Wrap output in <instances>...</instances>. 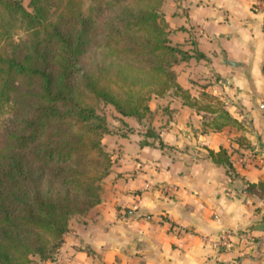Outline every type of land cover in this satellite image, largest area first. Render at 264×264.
<instances>
[{"label":"trees","instance_id":"trees-1","mask_svg":"<svg viewBox=\"0 0 264 264\" xmlns=\"http://www.w3.org/2000/svg\"><path fill=\"white\" fill-rule=\"evenodd\" d=\"M163 0H0V264L55 261L70 221L102 202L112 158L101 103L143 120L172 94L209 115L213 131L237 121L218 98L191 96L174 67ZM91 52L101 60L85 64ZM160 147L165 145L160 142ZM228 149L209 150L243 181ZM245 192L264 197V183Z\"/></svg>","mask_w":264,"mask_h":264},{"label":"crops","instance_id":"crops-1","mask_svg":"<svg viewBox=\"0 0 264 264\" xmlns=\"http://www.w3.org/2000/svg\"><path fill=\"white\" fill-rule=\"evenodd\" d=\"M173 45L186 53L178 84L218 98L238 125L213 131L209 115L168 94L143 120L108 135L102 202L73 218L55 261L35 264H264V7L260 0H163ZM162 142L165 147H160ZM234 152L232 180L209 150ZM233 237L216 248L221 233Z\"/></svg>","mask_w":264,"mask_h":264},{"label":"rangeland","instance_id":"rangeland-1","mask_svg":"<svg viewBox=\"0 0 264 264\" xmlns=\"http://www.w3.org/2000/svg\"><path fill=\"white\" fill-rule=\"evenodd\" d=\"M23 4L26 7H28L29 0H23ZM95 60H101V53L100 52H96V53L91 52L85 58V64L88 65V64H90L91 62H93ZM98 110H99V113L106 118L107 126H108L109 131H110L109 134H111L112 132H115L117 128H120V127H123L124 126V122L122 121V118H125V117L122 116V115H120L115 110V108L112 105L101 103ZM5 118H7V116H3V115L0 116V119L1 120H4ZM109 134L104 135L103 140H102V143H103V146H104V149L105 150L107 149V146H108L107 144L108 143H107L106 140H105V143H104V139L105 138L108 139V135ZM35 263H36V261H35Z\"/></svg>","mask_w":264,"mask_h":264},{"label":"built area","instance_id":"built-area-1","mask_svg":"<svg viewBox=\"0 0 264 264\" xmlns=\"http://www.w3.org/2000/svg\"><path fill=\"white\" fill-rule=\"evenodd\" d=\"M260 3L264 7V0H260ZM232 237L233 234L230 232L221 233L220 236H218L217 240L214 241V246L216 248L226 247L229 244V241L231 240Z\"/></svg>","mask_w":264,"mask_h":264}]
</instances>
